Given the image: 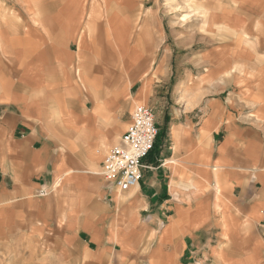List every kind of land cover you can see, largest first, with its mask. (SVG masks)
<instances>
[{
  "label": "crops",
  "instance_id": "0c3cea01",
  "mask_svg": "<svg viewBox=\"0 0 264 264\" xmlns=\"http://www.w3.org/2000/svg\"><path fill=\"white\" fill-rule=\"evenodd\" d=\"M187 1L165 28L162 0H0V247L264 264V0ZM137 106L159 133L121 192L103 164Z\"/></svg>",
  "mask_w": 264,
  "mask_h": 264
},
{
  "label": "built area",
  "instance_id": "2783aa9c",
  "mask_svg": "<svg viewBox=\"0 0 264 264\" xmlns=\"http://www.w3.org/2000/svg\"><path fill=\"white\" fill-rule=\"evenodd\" d=\"M158 133L153 111L138 106L120 144L104 161L102 174L106 181L121 192L137 187L143 178V161L153 150Z\"/></svg>",
  "mask_w": 264,
  "mask_h": 264
},
{
  "label": "rangeland",
  "instance_id": "374dc122",
  "mask_svg": "<svg viewBox=\"0 0 264 264\" xmlns=\"http://www.w3.org/2000/svg\"><path fill=\"white\" fill-rule=\"evenodd\" d=\"M201 8L194 1L180 0L179 2L162 0L161 9L165 16V28L171 26V15L179 14V26L193 22L194 12ZM191 12L192 18L187 20L186 13ZM138 107V106H137ZM0 264H83L76 259L66 256L59 247L45 242L43 237L36 242L16 240L0 247Z\"/></svg>",
  "mask_w": 264,
  "mask_h": 264
}]
</instances>
